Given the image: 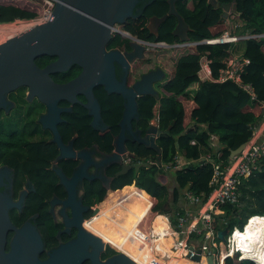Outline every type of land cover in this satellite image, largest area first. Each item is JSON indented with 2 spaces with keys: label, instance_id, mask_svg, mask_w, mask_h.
Wrapping results in <instances>:
<instances>
[{
  "label": "water",
  "instance_id": "95a60500",
  "mask_svg": "<svg viewBox=\"0 0 264 264\" xmlns=\"http://www.w3.org/2000/svg\"><path fill=\"white\" fill-rule=\"evenodd\" d=\"M137 1L57 0L48 21L0 41V110L9 113L11 106L8 105L7 94L18 87H27V102L37 97L47 107V112L39 120L44 130L50 128L53 132L51 142H56L60 147V159L81 157L80 164L69 180L62 175L61 169L54 167L60 186L68 192L67 201L60 204L63 233H69V228H76L78 236L48 251L45 259L40 258L43 241L32 218L16 227L9 217V208L20 213L21 204L28 203L26 196L35 194L34 187L26 182L23 195L13 202V176L17 171L0 167V264H138L135 262L134 242H141L150 229L149 212L147 223H141V229L129 232L136 217L137 201L124 207H115L107 219H100L99 211L95 210L90 222L81 217L80 214L86 213V209L79 206L80 179L90 181L99 177L101 185L108 188L112 177H104V167L118 163L121 168L115 173L116 176L131 167V164L122 162L126 157H134L127 150L126 143L136 144L145 150L153 149L160 163L161 148L156 138L168 136L173 124L166 130L148 124L145 136L133 126V121L140 122L137 98L152 95L158 100L159 91L154 85L164 81L165 75L157 67L143 73L131 85L128 84V68L135 60L143 58L146 45L138 43L131 34H123L129 39L130 50L120 52L105 48L115 31V25L133 16ZM207 3L213 8L222 9L221 19L228 18L229 14H241L237 10L236 0L227 3L207 0ZM168 4V11L162 16H151L147 27L157 35L160 24L168 15H174L177 23L173 35L179 41L189 40V25L176 10L175 0H168ZM98 86L103 87L107 96L119 94L123 98V112L118 123L120 130L115 137L114 151L106 156L95 152V147L72 152V141L63 145L59 137V125L62 123L60 114H72V105L80 106L91 115L90 128L105 131L100 104L93 92ZM247 144L248 141L233 149L230 157L239 154ZM158 213L169 215L170 211L163 205ZM9 231L14 234L6 250ZM227 233V227L218 230V239L226 241ZM124 239H127L124 252L118 251L101 261L103 242ZM201 245H198L193 255L188 253L187 256L192 259L184 255L182 264H197L205 259L206 264H214L212 254L204 259ZM192 250L193 246H190ZM227 256L223 257V263ZM148 264L168 263L153 258V263Z\"/></svg>",
  "mask_w": 264,
  "mask_h": 264
},
{
  "label": "trees",
  "instance_id": "16d2710c",
  "mask_svg": "<svg viewBox=\"0 0 264 264\" xmlns=\"http://www.w3.org/2000/svg\"><path fill=\"white\" fill-rule=\"evenodd\" d=\"M187 1L184 0L177 8L192 28L189 32V40L198 41L205 37H214L225 30V26L221 27V8H213L207 0H191L190 8L187 6ZM219 1L227 3L232 0ZM236 2L244 28L251 29L254 33H263L264 0H236ZM167 8L166 0H154L140 19L129 17L120 25L131 35L149 42L175 43L178 39L172 34L176 24L173 16L167 17L162 22L157 35L150 33L146 25L148 16L161 15L167 11ZM39 12V6L32 0H0V23L17 18H30ZM112 42L114 43L115 40H111ZM118 42L120 41H117V44ZM236 47L242 48L243 55L249 59L241 76L244 83L252 85L255 94L253 98L231 80L204 81L200 82L195 90H188L189 86L197 80L199 55L205 51L209 52L212 73L214 77H217L219 68L224 65L223 60L228 55L230 44L158 47L160 49L156 52L148 50L147 54L152 60L159 62L168 73L167 79L160 85L167 96L160 101L152 95L138 97L140 122L134 121L133 124L139 127L141 132H145L154 115L153 108L159 101V127L166 130L173 122L169 135L157 139V144L161 148L162 163L172 161L178 150L182 151L186 158H199L200 154L210 150L211 136L217 139L220 159L226 162L233 149L250 139L251 125L261 120L264 115L262 106L264 102V37L247 39L239 42ZM149 65L143 66L148 69ZM93 92L100 103L102 119L108 125V131L100 135L90 131V141L98 142L101 149L111 152L114 148V138L120 130L118 123L122 117L123 98L119 94L107 96L102 86H98ZM178 95H183L185 98L178 100L176 98ZM67 117V124L77 128V131H82L81 120L84 119L87 122L86 127H90L91 116L80 106H76V110ZM2 128L4 127L0 124V163H5V160L1 159L3 150L5 151V133L2 132ZM191 139H196L199 144L191 145ZM126 148L134 154L131 167L125 173L115 176V172L120 170L121 166L117 163L110 164L107 173L113 179L107 194L106 189L97 181L90 182L85 188V199L88 203H100L99 207H101L109 202L103 207V214L106 217L115 207L134 201L133 188H139L151 196L150 210L160 209V205L169 198V173L171 174L173 170H164L157 162L138 166L135 164L136 158L156 159V152L153 149L145 150L136 144L129 143H126ZM40 149L42 152L43 148ZM55 153L53 148L47 158H51ZM172 175L176 183L171 196L174 204L178 203L185 188L195 194L210 191L208 186L212 175L210 163L202 161V163L184 166L176 169ZM238 191V202L224 204L220 209L219 216L224 217L226 223L223 221L215 226L217 230L227 227L228 235L234 227H239L231 237L232 245L228 250L229 254H232L236 247L240 250L242 258L251 260L238 259L239 253L235 252L234 255L225 258L224 264H264V158L259 162V167L247 179L242 180ZM176 210L179 208L173 211ZM145 213L144 211L142 220L146 217ZM175 217H170L172 223H175ZM217 241L220 240L217 239ZM114 245L119 246L120 250L124 248V244L120 242ZM109 249L111 252L115 251L112 248Z\"/></svg>",
  "mask_w": 264,
  "mask_h": 264
},
{
  "label": "flooded vegetation",
  "instance_id": "af4514ba",
  "mask_svg": "<svg viewBox=\"0 0 264 264\" xmlns=\"http://www.w3.org/2000/svg\"><path fill=\"white\" fill-rule=\"evenodd\" d=\"M153 1L154 0H138L135 6L133 7V16H131V18L140 19L141 16L145 13L147 7L150 6V4ZM183 2L184 0H175V8L180 15L181 13L178 10L177 6L181 5ZM166 3L169 8L168 0H166ZM191 3H192L191 0L187 1V6L190 8L192 7ZM166 12H164L163 14H165ZM163 14L161 15L153 14V15L162 16ZM151 16H148L146 25H148L149 18ZM169 16H173L177 23L176 16L168 15L167 17ZM189 28L190 30L192 29L190 26ZM147 29L150 32L148 27ZM159 29L160 26L158 27V32ZM114 30L115 31L112 33L111 39L105 46L106 50L117 49L120 52H125L127 50H130L129 39L125 38V36L123 35L124 32L126 33L128 31L124 30L123 26L120 24L118 25V27L115 25ZM190 30L188 31V35ZM111 40H115V42L111 43ZM117 41H120L118 42L119 44H117ZM148 50L149 48L146 46V50L144 52L143 58L137 59L130 64L127 74L128 84L130 78L129 75L132 74L133 68L137 63L141 66L146 64L147 65L150 64V65L148 69L140 72V74L134 79V81L139 79L143 73H146L149 70L155 69L157 67H160L165 72L163 80L165 81L167 79L168 77L167 71L163 67H161L159 62L157 61L154 62L152 60V58L147 54ZM162 82L155 83L154 87L156 88L157 85L158 84L160 85ZM27 90H28L27 87H18L14 91L9 92L7 94L6 99L9 101L8 105L11 106L10 112L8 113L5 110H0V114L3 111H5V116L9 118V120L5 121V125L9 127L5 126V129L2 128L3 129L2 132L5 133V151L3 150V155L1 156V159L2 160L4 159L5 163L4 162L0 163V167L5 166V170L17 171V173L13 176V199H12L13 202H16L23 195L26 182H30L34 187L35 194L26 196L28 203L21 204L20 213L16 209L9 208V217L11 219V222L16 227L21 226L22 224H24L25 222H27L29 219L32 218L33 225L39 230L43 241V252L40 254V258L45 259L47 257L48 251L58 247L60 244L72 241L78 236L76 228H69V233H63V224L60 218V204L67 201L68 192H66L60 186L58 175L54 171V167L61 169L62 175L69 180L74 174V169L80 164L81 157L60 159V147L56 144V142H51V140L54 138L53 132L51 131L50 128L44 130V127L39 120V117L45 115V113L47 112V107L37 97H34L27 102ZM75 110H76V106L72 105V113ZM86 111L87 114L90 115L88 113V110ZM100 112H101V107H100ZM16 114L19 116L14 117V115ZM60 115H61L62 123L59 125V137L63 145H67L69 142L72 141V152L91 150L93 147H95V152L101 153L103 156H106V154H110L111 152L114 151V148L111 152L105 151L101 149L100 144L98 142L90 141V136H91L90 131L98 135L104 134L108 131V125L105 124L104 121H103L104 122L103 125L105 131L94 130L91 129L90 127L87 128L86 127L87 122L85 119L81 120L82 131H77V128L75 127L73 128L67 124L68 115H63V114ZM18 125L22 127V130H19L20 128L17 127ZM89 126H91V120L89 122ZM133 126L134 128L140 129L139 127L135 126V124H133ZM140 133H141V129H140ZM145 134L146 132L141 133L142 136H145ZM158 138L159 137L156 138V143ZM41 147L43 148L42 152L40 149ZM53 148L56 151V153L51 158H47ZM44 161L46 163H42ZM10 164H14L16 168L14 166H10ZM110 166L111 165H108L103 168L105 178L106 176L112 177L109 173H107V169ZM93 181H97L98 183L101 184L99 177H96L90 181L80 179L79 206L81 208L86 209V213L80 215L86 222H90L92 220L94 211L98 210L99 208L97 207L99 203L94 202L90 204L88 203L87 199H85L86 185ZM110 184L111 182L109 183L108 188L101 185L106 189V194L108 189H111ZM169 203H170L169 200L166 201L165 203L161 204L160 208H162L163 205H166L167 210L171 212ZM145 214L147 217V211ZM102 215L104 216L103 208H102ZM158 218L161 219V222L159 224L163 226L166 218L163 216H159ZM141 221L142 218L140 219L138 224H136V228L141 227ZM13 234H14L13 231L8 232L6 250H8L10 247L9 246L10 237H12ZM119 242L123 243L124 246H127L126 241H119ZM119 242H111L110 244L111 246H113L115 243H119ZM109 248L112 247L106 244L103 246L101 252V261H105L108 258L115 255L118 252L117 250L122 252L124 251V248L123 250L120 249L116 250L112 248L115 251L111 252ZM147 255L149 256V254ZM140 256L136 254V262H138V264L144 262L145 256L142 259L140 258ZM174 256L177 257L179 256V254L174 253L172 257Z\"/></svg>",
  "mask_w": 264,
  "mask_h": 264
},
{
  "label": "built area",
  "instance_id": "2783aa9c",
  "mask_svg": "<svg viewBox=\"0 0 264 264\" xmlns=\"http://www.w3.org/2000/svg\"><path fill=\"white\" fill-rule=\"evenodd\" d=\"M32 1L39 6L40 12L30 18H17L13 21H10L13 25H24L28 29L32 26L49 20L50 13L53 11L57 0ZM236 16L234 14H229L228 18L225 19L227 22L226 29L220 35L214 37H205L198 41L187 40L168 44L164 41L149 43V41L137 37L135 40L138 43L146 45L147 47H149V45H156V47H182L195 46L197 44H230L228 55L224 58V65L219 68L217 77H214L212 73L211 59L208 57L209 52L205 51L199 55L198 69L196 71L197 80L189 86L188 90H195L198 84L204 81L223 82L226 80H231L243 90L248 92L253 98L255 94L252 85L250 83H244L241 76L245 66L249 62V59L243 55L242 48H237L236 46L239 42L250 38L260 39L264 37V32H251V29L244 28L242 20L239 18V16ZM237 29L241 30L240 33H236ZM161 92L164 93L162 89ZM176 98L178 100H182L185 98V96L178 95ZM262 106L264 108V102H262ZM158 109V105H155L153 108L154 115L150 119V124L158 125ZM250 129L252 135L248 140L246 147L239 154L229 157L226 162L220 159L217 139L214 136L210 137V150L200 154L199 158L197 159L186 158L183 152L180 150L176 152L172 161L168 163H162L161 161L158 163L157 158L155 159L152 157H147L146 159H135V164L138 166H146L157 162V164H160L164 170L173 171L184 166L202 163V161L211 164L212 175L208 183L210 191L208 193L195 194L188 188L183 189L181 193V197L183 199L179 210L172 211V213L170 212L169 215L165 216L167 221L171 220V216H176L175 223H173L174 231L177 236H181V239L178 238L175 242L176 244L172 246L171 249H173L174 252H177L181 257H184L185 255L188 259H192L187 255L189 252H191V255H193L199 244H202L201 250L204 259L209 254H212L214 257V264H221L223 263V257L227 255L232 256L235 252H238V250H234L232 254L226 253V250L230 247V237L236 230V227L233 228L230 235L227 233L225 236L226 241L217 242L216 239L218 238V230L216 229L215 224L222 223L225 220L224 217L221 218L219 216L221 214L220 209L222 208V205L235 204L238 202L239 185L243 179H247L253 173V171L259 167V162L264 158V115L261 120L252 124ZM190 144L198 145L199 143L196 139H191ZM132 158L126 157L122 160V162L132 164ZM188 204L194 208H188ZM171 222L172 221H170V224ZM224 222L226 223V221ZM159 237L160 234L150 235L147 232L141 240L142 244H140V242H138V244L141 248L148 247L150 251H153L152 241ZM105 244L114 248L108 242ZM221 244H223V248ZM190 246H193L192 251H190ZM154 248L155 250H158L156 245H154ZM159 254L160 255L158 258L164 260V257H166L168 253L163 251L162 248V251H160ZM150 258L151 255L148 257L147 262L153 263V258L157 257ZM238 259H242L241 253L238 254ZM206 263L207 261L205 259V264Z\"/></svg>",
  "mask_w": 264,
  "mask_h": 264
},
{
  "label": "bare ground",
  "instance_id": "6f19581e",
  "mask_svg": "<svg viewBox=\"0 0 264 264\" xmlns=\"http://www.w3.org/2000/svg\"><path fill=\"white\" fill-rule=\"evenodd\" d=\"M2 26H6V28L9 30V29H11V30H6L7 32H8V34H10V36H14V35H16V34H18V33H20L21 31H23V30H25V29H27V27L26 26H24V25H22V26H15V25H13V24H11V25H2ZM2 29V28H1ZM2 34V33H1ZM124 35H126V36H129L130 34H128V33H123ZM10 38V37H9ZM137 201V200H136ZM135 201V202H136ZM130 204H132V203H129V204H122V205H119V206H117V207H124V206H127V205H130ZM98 211H99V218L100 219H107L109 216H107V217H104L103 215H102V209L99 207L98 208ZM146 212V210L145 209H143V207H142V205L137 201V209H136V217H135V219H134V221H133V223H132V225H131V227H130V229H129V232H131V231H134V230H138V229H141V227L140 228H136V224H138V222L140 221V219L142 218V216H143V212ZM152 210H149V211H147V212H149V221H150V229L149 230H147V232L150 234V235H157V234H161V235H163V234H166V233H168V232H170L169 231V225H168V221H167V219L165 220V222H164V225L163 226H161L159 223L161 222V219L160 218H158L159 216H163V217H165L164 215H161V214H159V213H152L151 212ZM166 218V217H165ZM252 218H254V217H252ZM141 223H147V217H146V219L144 220V221H142ZM248 223V222H247ZM238 228H236V230H237ZM235 230V231H236ZM243 230H245V227H244V229ZM235 231L232 233V235H231V237L235 234ZM146 232V233H147ZM231 237H230V242H231ZM119 241H126L127 242V239H124V240H118V241H105V242H103V243H111V242H119ZM160 243H161V241H160V237L159 238H157V239H154L153 241H152V246H153V251H150L149 249H148V247H146V248H141L140 246H139V244H138V242H134V253H135V262H136V254H138V256H140V258L142 259V258H144V256H145V258H144V262L143 263H141V264H148L149 262H147V259H148V257L151 255V258H152V256H153V254L154 253H157L158 251L156 250L155 251V248H154V245H156L157 247L160 245ZM140 244H142V242H140ZM127 245V244H126ZM231 243H230V247H231ZM230 247L227 249V250H229L230 249ZM232 249V248H231ZM226 250V251H227ZM235 250H238V251H240L239 249H237L236 247H235ZM241 253V252H240ZM147 254H149V256L147 257L146 255ZM172 254H174V253H172ZM158 256H159V254L158 255H156V257L158 258ZM242 256V255H241ZM147 257V258H146ZM150 258V259H151ZM149 259V260H150ZM170 259V258H169ZM172 259V258H171ZM174 261H169V262H171V263H169L168 262V264H182L183 263V260L180 258V256H177V257H175L174 256ZM164 261H165V259H164ZM225 261V260H224ZM256 263V262H255ZM197 264H205V260H202V261H199V262H197Z\"/></svg>",
  "mask_w": 264,
  "mask_h": 264
},
{
  "label": "rangeland",
  "instance_id": "374dc122",
  "mask_svg": "<svg viewBox=\"0 0 264 264\" xmlns=\"http://www.w3.org/2000/svg\"><path fill=\"white\" fill-rule=\"evenodd\" d=\"M236 16V15H235ZM237 17V16H236ZM220 20L222 21V23H221V27L222 28H224V26H225V28L224 29H226V26H227V22H226V20L225 19H221L220 18ZM10 24H12V22H10V23H0V41L1 40H4V39H7V38H9V37H11L10 36V34H8V32L6 31V30H8L7 28H6V26H2V25H10ZM117 27H118V25H116ZM2 28V29H1ZM9 30H11V29H9ZM8 30V31H9ZM240 29H237V31H236V33H240ZM224 32V30L221 32V33H223ZM2 33V34H1ZM130 34V33H129ZM220 35V34H219ZM133 36V35H132ZM218 36V35H217ZM125 38H127V37H125ZM128 39V38H127ZM149 50L150 51H152V50H154V52H156L158 49H160V48H158V47H156V45L154 46V45H149ZM138 64V63H137ZM137 64L134 66V68H133V71H132V74H130L129 75V84H131V83H133V81H134V79L138 76V74H140V72H142L143 70H146V68L147 67H145V66H141V65H139V66H137ZM161 85V84H160ZM160 85L158 84L157 85V90L159 91V101L161 100V99H163L164 97H166L167 95L165 94V93H163V92H161V88H160ZM158 101V102H159ZM19 115H14V117H18ZM0 124L4 127V129H5V121L6 120H9V118L8 117H6L5 116V111H3L1 114H0ZM6 127H9V126H6ZM18 128H20L19 130H22V127L20 126V125H18L17 126ZM5 167V166H4ZM174 186H176V183H175V180H174V177H173V175H171L170 173H169V181H168V192H169V198L166 200V201H170V203H169V206H170V208H171V213H172V211L175 209V208H179L180 206H181V202H182V197H180L179 198V201H178V203H176V204H174V202L173 201H171V196H172V191H173V189H174ZM156 200V199H155ZM157 202V200L155 201V203ZM180 202V203H179ZM109 202H107V203H104L100 208L102 209L104 206H106L107 204H108ZM99 205H100V203L98 204V206L97 207H99ZM160 207H161V205H160ZM152 213H158V210H154L153 208H152V211H151ZM160 214V213H159ZM161 215H164V216H166L165 214H161ZM168 217H170V216H168ZM145 220V218L142 220V221H144ZM141 221V222H142ZM171 221V220H170ZM170 221H168V225H169V231L170 232H168V233H166V234H163V235H161L160 234V241H161V243L163 242V240L164 239H170V240H166V242L167 241H171V242H174L175 240H177L178 238L179 239H181V236H177V234L175 233V231H174V224L171 222V224H170ZM238 227V226H237ZM239 228V227H238ZM166 237V238H165ZM218 239V238H217ZM217 239H216V241H217ZM219 240V239H218ZM221 241V240H220ZM220 241H217V242H220ZM160 243V244H161ZM175 244L173 243V244H168L167 246H168V248H169V250H171L173 253H177V252H174L173 251V249H171L172 248V246H174ZM221 246H222V248L224 247L223 246V244H221ZM113 247L115 248V249H119V246H115V245H113ZM124 252V251H123ZM226 253L227 254H229V251L227 250L226 251ZM180 256V255H179Z\"/></svg>",
  "mask_w": 264,
  "mask_h": 264
},
{
  "label": "crops",
  "instance_id": "0c3cea01",
  "mask_svg": "<svg viewBox=\"0 0 264 264\" xmlns=\"http://www.w3.org/2000/svg\"><path fill=\"white\" fill-rule=\"evenodd\" d=\"M192 5V3H191ZM155 105H158L159 107V102L156 103ZM138 129V128H137ZM140 130V129H139ZM142 133V132H141ZM174 171H171V175ZM132 196L134 198V201L132 203H134L136 200L142 205L143 209H145L146 211H149L150 210V207H149V203L151 201L150 199V196L145 192V191H141L139 190L138 188H133V193H132ZM180 203V202H179ZM126 204H129V203H126ZM188 208H194L193 206H191L190 204H188ZM165 222V221H164ZM166 238V237H165ZM166 240H170V239H164L163 242L157 247L158 248V252L157 253H154L152 257H156V255H158L160 253V251H162V248H163V251H165L167 254L166 257H164L165 261L168 263L169 261H174V257H172V251L169 250L168 248V244H176V240L174 242H171V241H167ZM156 251V250H155ZM160 255V254H159ZM148 257V255H146ZM170 258V259H169ZM172 258V259H171ZM180 258L183 260V257L180 256ZM138 263V262H136ZM180 264V263H179Z\"/></svg>",
  "mask_w": 264,
  "mask_h": 264
},
{
  "label": "clouds",
  "instance_id": "9594fccd",
  "mask_svg": "<svg viewBox=\"0 0 264 264\" xmlns=\"http://www.w3.org/2000/svg\"><path fill=\"white\" fill-rule=\"evenodd\" d=\"M238 253H240V251H238ZM230 256V255H229ZM228 257V256H227ZM242 259H247V258H242ZM249 259V258H248ZM224 264V263H223Z\"/></svg>",
  "mask_w": 264,
  "mask_h": 264
}]
</instances>
